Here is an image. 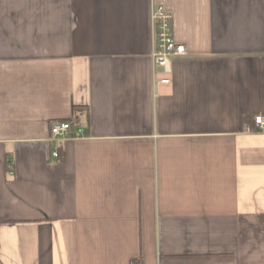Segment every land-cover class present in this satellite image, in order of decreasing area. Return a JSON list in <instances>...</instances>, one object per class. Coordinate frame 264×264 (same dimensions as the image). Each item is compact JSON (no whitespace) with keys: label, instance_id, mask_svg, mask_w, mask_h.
I'll use <instances>...</instances> for the list:
<instances>
[{"label":"crops","instance_id":"obj_1","mask_svg":"<svg viewBox=\"0 0 264 264\" xmlns=\"http://www.w3.org/2000/svg\"><path fill=\"white\" fill-rule=\"evenodd\" d=\"M258 114L264 0H0V264H264Z\"/></svg>","mask_w":264,"mask_h":264},{"label":"built area","instance_id":"obj_2","mask_svg":"<svg viewBox=\"0 0 264 264\" xmlns=\"http://www.w3.org/2000/svg\"><path fill=\"white\" fill-rule=\"evenodd\" d=\"M153 49L152 59L156 66L163 68L166 74L171 73V60L173 57L182 56L186 53L183 44L177 42L174 36V16L166 7L159 6L153 12ZM168 78L162 79L163 83H168ZM249 131L264 132V114H258L253 118V128ZM84 133L82 125H74L71 121H54L50 127L51 139L62 143L69 137H81ZM54 157L59 156L56 150ZM12 173V172H11ZM131 264H142L131 262Z\"/></svg>","mask_w":264,"mask_h":264},{"label":"trees","instance_id":"obj_3","mask_svg":"<svg viewBox=\"0 0 264 264\" xmlns=\"http://www.w3.org/2000/svg\"><path fill=\"white\" fill-rule=\"evenodd\" d=\"M75 109H76V112H77V110H80V112H81L83 108L75 107ZM81 114H82V113H78L76 119L73 120V121H71L74 125H76L77 123H79V118H80L79 115H81Z\"/></svg>","mask_w":264,"mask_h":264}]
</instances>
